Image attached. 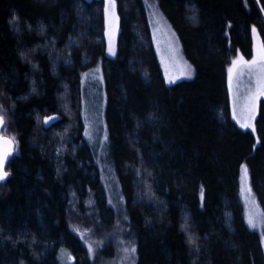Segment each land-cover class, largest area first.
<instances>
[{
	"label": "trees",
	"instance_id": "1",
	"mask_svg": "<svg viewBox=\"0 0 264 264\" xmlns=\"http://www.w3.org/2000/svg\"><path fill=\"white\" fill-rule=\"evenodd\" d=\"M157 2L196 67L191 79L167 82L146 0H118L116 57L106 55L105 0H0V96L18 141L0 180V264H62L64 249L71 264H93L72 210L115 217L83 116L86 73L100 60L108 157L137 264H264L240 193L247 162L264 210V99L257 145L233 117L228 85L231 59L253 54L254 26L264 41V0Z\"/></svg>",
	"mask_w": 264,
	"mask_h": 264
},
{
	"label": "rangeland",
	"instance_id": "2",
	"mask_svg": "<svg viewBox=\"0 0 264 264\" xmlns=\"http://www.w3.org/2000/svg\"><path fill=\"white\" fill-rule=\"evenodd\" d=\"M146 1L154 44L167 82L174 84L183 79L193 78L196 75V67L187 58L177 32L160 9L157 0ZM105 2L106 55L116 57L121 25L118 0H105ZM252 36L253 54L245 56L242 52H239L231 59L228 67V85L233 117L240 127L255 133L256 144L258 145L260 137L257 121L261 102L264 99V94H262L264 93V76H262L264 62L261 61V56L264 55V41L257 26L253 27ZM233 61H236L235 67ZM253 61H256V63L248 67L247 64ZM99 66L103 67V60H100L94 68L86 73L87 85H84L83 116L86 125V138L95 152V159L100 167L102 180L107 188L109 203L114 208L115 217L114 219L107 218V220L94 207L84 212L80 211V214L75 205L72 210L75 211L73 218L76 220L75 227L87 247L93 264H137V245L133 237H130L125 200L120 190V183L118 184L115 175V168L108 157L110 154L108 151L109 132L105 118L107 91L105 78ZM189 69L191 75L186 74ZM0 106H5L2 96H0ZM0 113L6 120L5 135L14 140L15 151H17L16 129L11 123L9 113L4 107L0 108ZM51 119L49 118L48 121H51ZM245 124L248 126L244 127ZM245 166L248 177L247 185L250 192L244 191L242 176ZM240 193L245 207L247 223L252 229L260 233L264 245V210L253 189L250 167L247 162H244L241 166ZM250 215L255 227L253 223L249 222ZM61 261L62 264H71L74 257L69 250L64 249L61 253Z\"/></svg>",
	"mask_w": 264,
	"mask_h": 264
},
{
	"label": "water",
	"instance_id": "3",
	"mask_svg": "<svg viewBox=\"0 0 264 264\" xmlns=\"http://www.w3.org/2000/svg\"><path fill=\"white\" fill-rule=\"evenodd\" d=\"M0 117H2L3 119V123L0 124V169H2L3 172L7 173L4 179L1 180L4 181L8 178L7 164L14 155L15 142L11 137L3 133L6 120L1 113H0Z\"/></svg>",
	"mask_w": 264,
	"mask_h": 264
},
{
	"label": "snow or ice",
	"instance_id": "4",
	"mask_svg": "<svg viewBox=\"0 0 264 264\" xmlns=\"http://www.w3.org/2000/svg\"><path fill=\"white\" fill-rule=\"evenodd\" d=\"M110 51H111V49H110ZM261 61L262 62H264V55H262L261 56ZM256 63V61H253V62H251L250 64H247V66L248 67H251L252 66V64H255ZM233 66L235 67L236 66V61H233ZM230 72H231V69H230ZM183 74V73H182ZM187 75H191V70L189 69V71L186 73ZM262 76H264V69H262ZM262 94H264V93H262ZM3 123V119H2V117H0V124H2ZM244 127H247L248 125L247 124H245V125H243ZM7 175V173L6 172H3L2 171V169H0V180H2V179H4V177ZM247 179H248V177H247V168H246V166L244 167V169H243V176H242V180H243V182H244V191L245 192H250V189L248 188V185H247ZM249 222L250 223H253V220H252V217H251V215H250V217H249ZM253 226L255 227V224L253 223ZM133 251H134V249H133Z\"/></svg>",
	"mask_w": 264,
	"mask_h": 264
},
{
	"label": "bare ground",
	"instance_id": "5",
	"mask_svg": "<svg viewBox=\"0 0 264 264\" xmlns=\"http://www.w3.org/2000/svg\"><path fill=\"white\" fill-rule=\"evenodd\" d=\"M246 221H247V219H246Z\"/></svg>",
	"mask_w": 264,
	"mask_h": 264
}]
</instances>
